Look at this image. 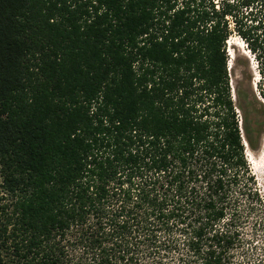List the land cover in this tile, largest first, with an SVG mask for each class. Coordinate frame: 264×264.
<instances>
[{
  "label": "trees",
  "instance_id": "obj_1",
  "mask_svg": "<svg viewBox=\"0 0 264 264\" xmlns=\"http://www.w3.org/2000/svg\"><path fill=\"white\" fill-rule=\"evenodd\" d=\"M234 31L264 98V0H0V264H254Z\"/></svg>",
  "mask_w": 264,
  "mask_h": 264
},
{
  "label": "rangeland",
  "instance_id": "obj_2",
  "mask_svg": "<svg viewBox=\"0 0 264 264\" xmlns=\"http://www.w3.org/2000/svg\"><path fill=\"white\" fill-rule=\"evenodd\" d=\"M218 1L223 0H216V2ZM250 11L251 10L247 11L245 9L243 12L244 15L242 16L243 18L238 19L242 20L241 23L243 26H248L251 23L250 19L249 21L246 19ZM234 25L235 24L232 23V27H234ZM227 51L230 58L229 71L232 74L233 90L235 96L238 91L241 92V99H238V103L247 114L255 145L254 149L248 146L247 156L253 174L256 177L258 189L264 200V98L260 95L258 88V83L261 79L257 65L258 59L255 57V54L251 52L247 43L235 31L228 40ZM254 99H256V102ZM257 122H261L262 125L258 126ZM1 191L2 176L0 166V192ZM258 247L259 251H253V257L251 258L254 264H258L260 260L264 258V251L261 250L263 248L262 242H260Z\"/></svg>",
  "mask_w": 264,
  "mask_h": 264
},
{
  "label": "water",
  "instance_id": "obj_3",
  "mask_svg": "<svg viewBox=\"0 0 264 264\" xmlns=\"http://www.w3.org/2000/svg\"><path fill=\"white\" fill-rule=\"evenodd\" d=\"M247 143V142H246Z\"/></svg>",
  "mask_w": 264,
  "mask_h": 264
}]
</instances>
